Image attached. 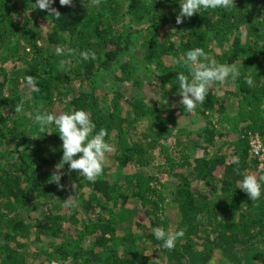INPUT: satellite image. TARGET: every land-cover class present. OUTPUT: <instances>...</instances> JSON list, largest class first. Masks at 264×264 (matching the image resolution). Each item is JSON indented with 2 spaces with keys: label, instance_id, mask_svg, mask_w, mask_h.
Masks as SVG:
<instances>
[{
  "label": "trees",
  "instance_id": "obj_1",
  "mask_svg": "<svg viewBox=\"0 0 264 264\" xmlns=\"http://www.w3.org/2000/svg\"><path fill=\"white\" fill-rule=\"evenodd\" d=\"M34 3L0 0V264H264V193L253 202L237 188L242 174H264L251 151L253 140L264 149V0L180 24L178 0H54L60 19ZM197 47L241 76L189 112L176 77ZM69 109L114 146L94 183L57 170V129L27 115ZM156 227L184 235L165 249Z\"/></svg>",
  "mask_w": 264,
  "mask_h": 264
},
{
  "label": "clouds",
  "instance_id": "obj_2",
  "mask_svg": "<svg viewBox=\"0 0 264 264\" xmlns=\"http://www.w3.org/2000/svg\"><path fill=\"white\" fill-rule=\"evenodd\" d=\"M96 3L99 0H95ZM234 0H178L179 12L176 17V23L180 24L185 18H190L201 10L208 9H227L233 5ZM54 0H35V8L44 11L47 10L55 19H60V12L52 7ZM61 6H72L73 0H59ZM57 56L64 55V48L57 46L54 49ZM84 61L95 59V52L82 51L80 53ZM188 71L186 76L182 72H177L178 92L181 95L179 101L184 110L192 111L198 104H202L209 94L211 86L218 82L225 83L229 79L235 81L241 76L239 68L235 64H217L215 59L208 56L202 48L187 50L184 56L178 61ZM61 67L67 70L70 62L68 60L60 61ZM243 82L248 86L253 85L250 77H244ZM26 84L30 86V91L39 93L40 88L31 76L26 77ZM23 110V106L18 105L15 108L17 113ZM30 119L39 127L41 132L50 126H54L60 136L62 144V157L57 170L68 165L69 170H75L79 177L85 178L88 182L94 183L100 176L106 166V154L114 150V146L106 142V130L101 128L96 131V125L91 120L89 114L83 109H69L67 112L59 114L49 111H36L27 114ZM254 141V140H253ZM252 141V142H253ZM251 142V144H252ZM261 156L257 155L259 164L262 162L260 157L264 155V149L260 148ZM252 151V146H251ZM253 152V151H252ZM254 153V152H253ZM238 163V161H234ZM264 168V166L259 167ZM52 181L59 187L61 174L59 171L54 173ZM76 190V184L73 185ZM237 188L245 192L253 201H257L264 193V174L259 176L251 173L242 174ZM65 206L72 207L74 201L72 196L64 199ZM152 234L157 241L161 242V247L173 249L178 238L184 235V231L175 232L165 231L160 227L152 229Z\"/></svg>",
  "mask_w": 264,
  "mask_h": 264
},
{
  "label": "rangeland",
  "instance_id": "obj_3",
  "mask_svg": "<svg viewBox=\"0 0 264 264\" xmlns=\"http://www.w3.org/2000/svg\"><path fill=\"white\" fill-rule=\"evenodd\" d=\"M140 82H141L142 87H145V89H150V87H152V85H153L149 82L147 77L141 76ZM98 89H100L104 92H107V91L111 90V85H110V83L103 82L102 84H100L98 86ZM260 160H262V162L259 164V167L264 166V155L260 158ZM170 213L173 214L172 212H170Z\"/></svg>",
  "mask_w": 264,
  "mask_h": 264
},
{
  "label": "built area",
  "instance_id": "obj_4",
  "mask_svg": "<svg viewBox=\"0 0 264 264\" xmlns=\"http://www.w3.org/2000/svg\"><path fill=\"white\" fill-rule=\"evenodd\" d=\"M251 146H252V151H253L255 154L261 156V152H260L261 150H260V147H259L258 144H256V141H255V140L252 142ZM260 158H261V157H260Z\"/></svg>",
  "mask_w": 264,
  "mask_h": 264
}]
</instances>
